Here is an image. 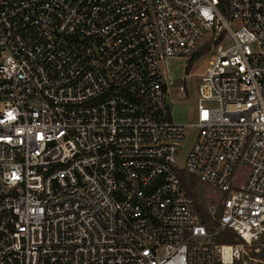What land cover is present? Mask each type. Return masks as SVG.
Masks as SVG:
<instances>
[{
  "label": "built area",
  "instance_id": "obj_1",
  "mask_svg": "<svg viewBox=\"0 0 264 264\" xmlns=\"http://www.w3.org/2000/svg\"><path fill=\"white\" fill-rule=\"evenodd\" d=\"M211 34L178 123L160 63ZM182 172L221 193L213 230ZM263 237L264 0H0V264H263Z\"/></svg>",
  "mask_w": 264,
  "mask_h": 264
},
{
  "label": "rangeland",
  "instance_id": "obj_2",
  "mask_svg": "<svg viewBox=\"0 0 264 264\" xmlns=\"http://www.w3.org/2000/svg\"><path fill=\"white\" fill-rule=\"evenodd\" d=\"M214 37L215 35L211 34L207 36L205 39H203L198 50L206 43L211 45V49L208 51V53L202 55L199 59H197L193 63V65L191 63V58L189 57L169 58L163 60L160 63L161 71L164 77L167 79V81L170 82L171 80H185L186 78V83L189 86L187 99L182 100V99L174 98L172 100H169L173 119L178 123H183L188 125L196 122V110H197V98H198L197 86L200 83V76L204 72L207 61L215 53L218 47L219 43L215 41ZM189 67L190 70L188 71ZM195 134L196 132L191 128H188L186 130L185 141L183 143L182 154L180 156V161H179L180 165L184 163L185 157L194 143ZM244 179H245V174L241 171L237 177L236 185L241 186ZM195 190L200 196L201 198L200 201L202 204H205L206 206H215V207L220 205L222 197H221V193L218 192L217 190L208 187L207 185L204 184H198ZM259 247H261V249H264V243L262 241ZM253 253L255 254L254 251Z\"/></svg>",
  "mask_w": 264,
  "mask_h": 264
},
{
  "label": "trees",
  "instance_id": "obj_3",
  "mask_svg": "<svg viewBox=\"0 0 264 264\" xmlns=\"http://www.w3.org/2000/svg\"><path fill=\"white\" fill-rule=\"evenodd\" d=\"M229 6H230V0H221V8L223 10V12L228 15L229 14ZM209 44H204L197 52L196 54L192 57L191 59V63L193 65V63L199 59L202 55L208 53V51L211 49V45ZM191 67V66H190ZM190 67L188 68V71L190 70ZM181 176V180L182 183L184 185V187L187 190V193L194 199L195 201V207L197 212L199 213V215L201 216L202 219V223L205 224L208 229L213 230L215 227L218 226V222H210L208 219V209L207 206L205 204H202L200 201V196L198 195V193L196 192V188L198 186V180L195 176L190 175L186 172H182L180 174ZM222 207L221 205L218 206V211L221 212ZM219 243L221 244H236L241 242L242 240L236 235L234 234L232 231L230 230H226L224 231L220 237H218L216 239ZM262 242L264 243V237L262 239ZM254 256L258 259H261L264 262V249H261V251L259 253H255ZM264 264V263H263Z\"/></svg>",
  "mask_w": 264,
  "mask_h": 264
}]
</instances>
